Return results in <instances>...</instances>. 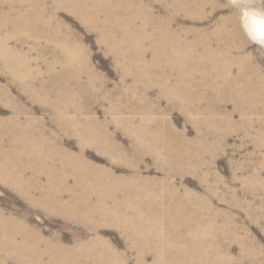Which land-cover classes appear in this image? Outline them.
I'll return each mask as SVG.
<instances>
[{"label":"rangeland","instance_id":"rangeland-1","mask_svg":"<svg viewBox=\"0 0 264 264\" xmlns=\"http://www.w3.org/2000/svg\"><path fill=\"white\" fill-rule=\"evenodd\" d=\"M39 1L46 8L47 15H56L63 29L72 33L73 36L66 44L82 46L73 65L74 70L80 73L84 83L93 74L96 87L85 86L87 89L83 97L73 98L84 85H77L72 79L74 73L68 69V60L59 49L52 46L48 41L50 38L39 39L34 33L19 35L11 25L0 26L1 38L10 37L7 47L27 63L25 67H18L13 60L2 56L0 48V119L7 120L16 113H27V117L41 122L47 136H54L49 147L55 146L81 158L85 166L102 172L101 177L110 183L115 182L120 186L138 177L151 182L152 187L161 189L170 184L180 194H192L196 202L201 204V209H204L205 203L209 205L206 215L215 221L218 230L217 240L213 234L201 237L205 245H202L204 256L213 254L212 245L215 241L234 264H264V111L247 113L229 96L233 82L224 86L220 81H215L217 90L211 94L213 101L203 100L196 111L189 112L184 109L183 102L177 103L161 94L157 83L153 82L147 90L144 81L135 84L134 70L130 69L126 73V69L116 63L114 56L107 52L98 30L90 28L68 9L55 6L49 0ZM243 2L231 5V0H215L217 9L212 12L211 6L203 8L202 15H198L200 20L176 13L173 26L179 33H187L190 29L211 32L221 20L236 12L237 27L241 29L243 41L238 37L236 40L229 38L228 42L230 45L244 46L242 50L233 53L238 58L247 57L232 71V76H237L241 66L244 69L241 80L252 78L253 68L259 71L260 76H264V45L255 38L256 30L246 24L244 27L242 21L246 9L264 19V0ZM145 3L149 5L150 2L146 0ZM11 5L6 0H0V13L4 17L10 15ZM159 6L154 5L155 14L165 16ZM13 8L16 10L18 5ZM193 37L190 34L188 39L192 40ZM147 58L150 59V56ZM51 66L53 70L49 72ZM62 69L66 73L61 86L68 88L64 94L57 89L56 83L49 81L52 74L61 73ZM14 73L19 74L21 80L15 78ZM205 79L210 78L208 76ZM43 84L47 99L38 95L31 96L30 91ZM101 85L104 86V93L98 92ZM172 85L173 81H170L169 86ZM205 86L207 89L208 85ZM132 87L136 94L144 98L137 99L135 92L125 90ZM144 91L147 93L141 94ZM5 94L10 96L8 100ZM65 106L68 107L66 115L62 114ZM77 106L84 109L76 112ZM116 109L117 112H114ZM76 117L81 122L88 119L94 121L97 131L88 132L79 126V129H73L67 118ZM18 121L23 123L25 118L20 116ZM5 126L9 130L14 127L9 124ZM6 128H0V131ZM131 131L149 139L138 147ZM140 132H144V135ZM152 135L158 137L152 139ZM176 135L192 156H169L170 150L177 151L179 147L178 144L172 146ZM7 139L0 132V144L8 153L11 146ZM57 178L51 180L46 173L27 171L24 178H21L22 188L17 189L0 177L1 215L14 220V226H24L37 233L42 239L50 241L52 246L58 243L63 250L75 251L79 255L90 256L93 253L81 247L87 244L84 248H91L93 239L109 241L116 252L126 257L128 264H136L138 249L120 228L95 217L83 218L79 212L72 211V202L76 203L72 200L78 199L88 205L84 206L90 210L99 207L101 203L98 197H101L102 191L88 193V190L76 187L73 176H61L60 180ZM48 180L62 186L57 188L63 192L61 201L67 210H59V207L45 203L51 199L47 194ZM114 186L112 194L118 190L117 196L121 200L119 192L124 193L126 189ZM108 205L113 206L114 203L109 200ZM13 241L18 247L24 245L19 237ZM173 242L171 239L168 242L171 247L169 254L178 255ZM4 243L0 241V264L31 263L25 254L21 256L16 251L3 250ZM186 248L188 246L182 250L187 252ZM42 251L49 252L48 246H42ZM155 255L148 252L146 264H153Z\"/></svg>","mask_w":264,"mask_h":264},{"label":"bare ground","instance_id":"bare-ground-1","mask_svg":"<svg viewBox=\"0 0 264 264\" xmlns=\"http://www.w3.org/2000/svg\"><path fill=\"white\" fill-rule=\"evenodd\" d=\"M6 1L8 5L12 4V8L8 17L0 13V26L11 25L19 35L34 33L39 39L50 38L48 41L52 46L59 49L68 60V69L70 73H74L72 79L77 85L80 83L84 85L73 98L81 99L86 87H96L93 74H90V79L84 83L80 73L74 70L73 65L82 51V46L66 44L73 35L71 36L72 33L69 30L63 29V24L56 15H47L46 8L39 0ZM49 1L55 6L59 5L68 9L90 28L98 30L102 37L101 40L106 44L107 52L114 56L116 63L123 66L126 73H129L130 69L134 70L135 84L137 81H144L147 90L153 82L157 83L161 94L177 103L183 102L185 110L193 112L198 109L201 101H213L211 94H215L217 90L214 86L215 81H220L224 86L229 85L231 81L233 84L230 87L229 96L237 101L239 108L246 110L247 113L264 111V76H260L259 71L253 68L252 78L241 80L244 76V69L241 66L238 75L232 76L233 68L247 60V57L233 56V53L242 50L244 46H234L228 42L229 38L236 40L238 37L243 41L241 29L237 27L236 12L221 20L222 22L218 23L211 32L190 29L187 33H179L173 28L176 13L184 14L190 19L200 20L198 15H202L203 8L211 6L212 12L217 9L215 0H147L150 2L149 5L145 3L146 0ZM243 1L245 0H231V5L244 4ZM15 5H18L16 10L13 8ZM21 5L27 8L23 9ZM154 5H160L165 16L156 15L153 10ZM242 21L244 27L246 24L250 29L256 30L255 38L264 45V19L256 16V13L250 9H246ZM190 34L194 35L192 40L188 39ZM9 38L0 36L2 56L13 60L18 67L27 66L26 62L21 61L7 47ZM148 55L150 59L147 58ZM52 70L53 66L48 68L49 72ZM65 73V69H62L61 73L52 74L49 80L51 83H56L57 89L62 93L68 89L66 86H61L65 80ZM13 76L21 80L18 78L19 74ZM204 76L205 78L209 76L210 79L207 80L203 78ZM170 81H173L172 86H169ZM205 85H208L207 89ZM43 87L44 84L38 89L34 88L30 91L31 96L38 95L47 99V93ZM68 87L72 89L70 84ZM103 87L101 85L98 92L104 93ZM125 90L133 93L136 91L134 87ZM146 93L144 91L141 94ZM4 96L7 100L10 98L7 94ZM136 97L137 99L144 98L138 94ZM11 104L17 107L13 102ZM82 109L84 108L79 106L76 112ZM67 112L68 107H63L62 114L66 115ZM20 116L25 118V122L18 121ZM76 118H67L73 129L81 127L88 132L97 131L94 121L88 119L81 122ZM6 124L13 125V129H7ZM0 128H6L0 132L6 135L11 146L7 153V150H4L0 144V177L7 180L11 186L21 189V178H24L27 171L36 174L46 173L51 180L56 177L60 180L61 176H73L76 187H82L85 191L88 190V193L102 191L100 193L103 194H100V198L98 197V202L101 203L99 207L90 210L78 199L72 200L76 202H72V211L79 212L83 218L95 217L106 224L120 228L125 237L138 249L136 264H146L145 258L148 252L156 254L153 264H234L215 241L212 245L213 254L204 256L205 249L202 246L204 241L201 237L213 234L216 235L215 240H217L218 230L215 221L206 215L205 211L209 205L205 203L204 209H201L199 206L201 204L196 202L192 194H180L170 184L161 189L156 186L152 187L151 182L138 177L120 186L115 182L105 181L100 175L102 172L85 166L81 158L55 146L49 147L54 136H47L41 122L27 117L25 112L16 113L13 118L7 120L0 119ZM131 133L134 132L131 131ZM143 133L141 134L144 135ZM158 135L163 136L161 133ZM133 137L138 147L149 139L146 136L135 134ZM156 137L158 136L153 137L152 135V139ZM174 138L176 141L172 140L174 142L172 146L178 144L179 147L177 151L170 150L169 156L177 158L179 155L187 158L193 155H190L183 147L182 140L177 135ZM51 180L47 182L49 189L47 194L51 199L45 203L59 207V210H67L61 201L63 192L57 188V186H62ZM114 185L123 190L126 189L124 193L119 192L122 195L121 200L117 196L118 190L112 194ZM110 190L112 192H109ZM109 200L114 203L113 206L108 205ZM1 214L0 241L5 242L2 249L16 251L21 256L25 254L31 261V263L27 262L28 264H128L126 257L116 252L109 241L93 239L91 248H84L87 244L81 245L84 250H91L93 253L90 256L79 255L75 254V251L63 250L58 243H56L57 246L54 244L52 246L50 241L42 239L37 233L29 231L24 226L22 228L14 226V220L4 218ZM18 237L24 242L23 246L18 247L13 243L14 238ZM170 239L174 241L178 255L169 254ZM46 245L49 252L45 253L42 251V246ZM185 246H188L187 252L182 250Z\"/></svg>","mask_w":264,"mask_h":264}]
</instances>
